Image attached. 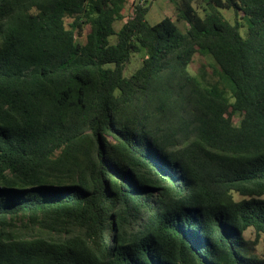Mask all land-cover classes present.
I'll return each instance as SVG.
<instances>
[{
  "label": "trees",
  "instance_id": "obj_1",
  "mask_svg": "<svg viewBox=\"0 0 264 264\" xmlns=\"http://www.w3.org/2000/svg\"><path fill=\"white\" fill-rule=\"evenodd\" d=\"M152 1L0 0V264H264V0Z\"/></svg>",
  "mask_w": 264,
  "mask_h": 264
},
{
  "label": "rangeland",
  "instance_id": "obj_2",
  "mask_svg": "<svg viewBox=\"0 0 264 264\" xmlns=\"http://www.w3.org/2000/svg\"><path fill=\"white\" fill-rule=\"evenodd\" d=\"M128 9H129V3H127V5H126V11L124 13L125 15H126ZM221 11H223V14H224L226 19H228L230 21L233 19V13L231 11H226V10H221ZM165 16H171L173 18V20L175 21L176 25L179 27V29L183 33L186 31V29H187L186 23L183 21H177L176 20L175 11H174L172 5L169 4V2H167L166 0L165 1L164 0L152 1L151 7H150V9L146 15V19L148 20V22L153 24ZM122 23H123V21L116 22L114 24L115 30H118ZM140 61H141V55H139V54L134 55L131 58L130 62L126 66V70H125L126 75H129L130 73H132L135 70V68L138 67V65L140 64ZM201 66H204L206 69L205 72H206V80L207 81L213 82L214 80H216V79H214L213 74H212L213 62L209 58V56L207 57V56L195 55L193 58V61L188 66V70L191 72V74L197 75L200 71ZM234 121L235 122L238 121L237 116H235ZM245 237L248 239H253L254 233L252 232V230H247L245 232ZM260 251H261V245H259L256 248L257 253H260Z\"/></svg>",
  "mask_w": 264,
  "mask_h": 264
}]
</instances>
